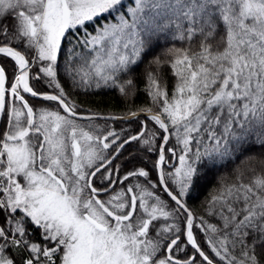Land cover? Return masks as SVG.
I'll list each match as a JSON object with an SVG mask.
<instances>
[{"label":"snow or ice","instance_id":"6c2138e0","mask_svg":"<svg viewBox=\"0 0 264 264\" xmlns=\"http://www.w3.org/2000/svg\"><path fill=\"white\" fill-rule=\"evenodd\" d=\"M161 39L173 45L144 74L151 106L105 115L70 99L62 78L129 100ZM141 115L131 135L95 123ZM133 143L157 159L121 175ZM254 145L264 0H0V264H264V153L221 176L201 214L186 199Z\"/></svg>","mask_w":264,"mask_h":264},{"label":"trees","instance_id":"16d2710c","mask_svg":"<svg viewBox=\"0 0 264 264\" xmlns=\"http://www.w3.org/2000/svg\"><path fill=\"white\" fill-rule=\"evenodd\" d=\"M127 3V0H125ZM108 16H103L97 18L94 24L90 23L87 25V29L89 32L94 31L97 25L103 24L106 20H108ZM79 35H83V30H79ZM172 41H165L163 39L158 40L150 52L144 57V60L139 65L135 66V70L131 73L133 77L136 78L137 83V91L135 96L131 97L129 100H125L120 96L117 91L103 89V90H92L87 93L79 90H73L71 88L70 82L64 80L62 78V83H64L66 90L70 91V99L74 100L77 104L82 106V109H91L93 111H98L103 114H115L121 115L128 111V105L133 106V110L136 107H146L151 106V102L146 92L143 90L146 86V80L144 78V74L146 70H150L148 68L149 61L153 59L156 55H161L165 49L172 47ZM65 49L69 47L67 41H65ZM176 47H185L184 44L180 42H175ZM163 58V56H162ZM161 72L164 78L167 80L169 91H171L172 86L175 83V77L172 75L171 68L165 64ZM45 91H50V89H45ZM30 103L42 106H48L46 103L40 99H30ZM145 117H139L138 120L127 122V121H107L97 120L95 123L104 126L107 124L111 126L116 131H120L121 129H131L128 133L129 135L135 134L140 128V121H144ZM151 127V125H149ZM159 143V141H158ZM139 145L137 143H133L128 145L123 154L119 157L118 160L115 161L116 164H120L122 166L121 175L134 167H146L149 171L151 169V162L157 159L155 154L147 155L143 152H140ZM264 153V149L259 148L258 146H252L247 152H245L239 159H237L234 163L227 164L226 167L220 168L219 170L210 173L207 180L204 181L201 185H198L197 188L190 193V195L186 198L187 204L190 209H192L197 214H201L202 207L206 205V201L209 199L210 194L213 189L218 186L219 178L221 176H231L233 174L234 169L240 165L241 161L248 155H256L258 158L260 154ZM135 156L133 159H129L130 156ZM141 157H146L145 160H141ZM176 163V161H175ZM153 179H155V172L152 173ZM99 186V185H98ZM166 198V197H165ZM215 222V221H213ZM198 238L203 240V236L198 233ZM179 258H183L181 255Z\"/></svg>","mask_w":264,"mask_h":264},{"label":"water","instance_id":"95a60500","mask_svg":"<svg viewBox=\"0 0 264 264\" xmlns=\"http://www.w3.org/2000/svg\"><path fill=\"white\" fill-rule=\"evenodd\" d=\"M105 115H107V114H105ZM140 117H144L143 115H141ZM109 121H112V120H109ZM173 163H175V161H173Z\"/></svg>","mask_w":264,"mask_h":264},{"label":"flooded vegetation","instance_id":"af4514ba","mask_svg":"<svg viewBox=\"0 0 264 264\" xmlns=\"http://www.w3.org/2000/svg\"><path fill=\"white\" fill-rule=\"evenodd\" d=\"M31 104H33V103H31ZM34 105V104H33ZM35 106V105H34ZM40 106H42V105H36V107H40Z\"/></svg>","mask_w":264,"mask_h":264},{"label":"rangeland","instance_id":"374dc122","mask_svg":"<svg viewBox=\"0 0 264 264\" xmlns=\"http://www.w3.org/2000/svg\"><path fill=\"white\" fill-rule=\"evenodd\" d=\"M176 163H178V161H176Z\"/></svg>","mask_w":264,"mask_h":264}]
</instances>
